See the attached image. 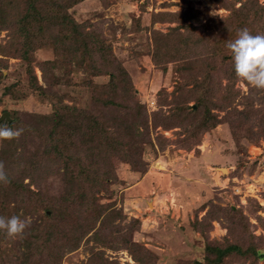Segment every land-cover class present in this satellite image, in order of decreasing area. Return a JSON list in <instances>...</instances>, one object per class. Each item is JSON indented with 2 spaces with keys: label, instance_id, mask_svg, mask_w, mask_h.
Wrapping results in <instances>:
<instances>
[{
  "label": "rangeland",
  "instance_id": "obj_1",
  "mask_svg": "<svg viewBox=\"0 0 264 264\" xmlns=\"http://www.w3.org/2000/svg\"><path fill=\"white\" fill-rule=\"evenodd\" d=\"M69 1L50 2L57 7ZM250 1L79 0L67 12L84 28V40L97 42L93 62L85 53L83 59L79 44L45 45L22 58L17 26L6 14L13 12V2L0 0V124L24 128L17 138L0 139V165L9 178L0 183V216L30 220L10 241L44 242L43 225L54 202L89 200L97 219L78 241L30 246L31 264H136L135 258L145 257L142 247L150 253L147 263L190 264L202 260L210 243L246 250L223 264H264V89L235 75L223 22L231 8L245 2L256 9ZM256 3L264 7V0ZM249 24L241 28L250 29ZM259 27L255 24L252 32L261 33ZM189 35L193 46L185 41ZM206 57L223 63L210 78L212 94L194 114L172 120L186 95L176 90L180 76H202ZM97 70L113 72L112 84L109 75L95 76ZM110 85L105 98L112 105H94L100 95L96 86ZM184 100L195 108L188 95ZM63 105L88 114L94 109L112 137L124 135L129 126L134 133L145 127L151 143L134 155L129 151L127 158L111 155L110 168L103 166L101 145L85 142L79 133L72 136L67 118L55 120ZM204 116L208 126L195 132L193 125ZM82 124L84 130L87 120ZM58 149L76 153L80 161L67 162ZM104 172L114 177L102 186ZM96 200L120 213L98 217ZM71 211L68 222L89 224L78 208ZM35 228L38 240L32 237ZM71 229L66 236L79 238V232L69 234Z\"/></svg>",
  "mask_w": 264,
  "mask_h": 264
},
{
  "label": "trees",
  "instance_id": "obj_2",
  "mask_svg": "<svg viewBox=\"0 0 264 264\" xmlns=\"http://www.w3.org/2000/svg\"><path fill=\"white\" fill-rule=\"evenodd\" d=\"M51 0H12L13 12L6 11V14L9 16V21H13L17 26L16 28V35L18 38H20V42H17V45H19V50L21 51V57L24 59H28L29 56L34 53L37 49H40L42 46L45 45H58L60 47H70L72 44H79L77 45L78 50H80V46H82V53L80 52V55H83V59L85 58L84 53L91 59L93 56V46L95 43L94 41L86 42L83 38V33L81 24L75 22L72 16H70L67 12L70 5H74L79 0H71L66 4L65 6H52ZM247 1V0H246ZM251 2V1H250ZM246 3V2H245ZM243 4V6L239 9H235L234 7L231 8L232 11L229 15L224 17L223 22H225V30L229 35L228 41H231L235 38L237 30L241 29V25L245 24V22H249L252 24H249L251 28L249 31L252 32V28L255 24H260L261 27H259L258 30L262 31L261 33H264V7L262 5H258L256 3V0H253L251 2L254 4L257 8L252 10L248 3ZM236 22V23H234ZM176 29H174L175 31ZM194 28L191 27V33L193 32ZM173 31V30H172ZM16 35H12V40L14 41V45L16 46ZM191 38H186L185 41L189 42L190 45H194L195 41L193 40V35H189ZM67 42L68 44H66ZM58 43V44H56ZM185 43V42H184ZM99 52V50H97ZM209 52V51H208ZM215 52L212 51V53ZM193 59L199 61L198 54H193ZM207 56V55H205ZM227 59L230 61L231 56L228 55ZM94 62V59H91ZM84 61V60H83ZM204 64L206 66L207 71L205 73L200 72L199 74H202V76L198 75L196 77L189 76L191 79L194 77V81L190 78H185L184 76H180V82L178 88L176 87V90L180 93H185L181 98V102L176 104V112H173L174 118L172 120H178L179 117L185 115V114H194L196 107L203 105L205 102H207L208 97L212 94L213 89L210 78L213 74V71H216L219 69L223 63H214L215 59L206 57L204 60ZM217 61V60H216ZM52 60H46L44 61V64L49 65L51 64ZM193 64H196L195 61H192ZM196 68V67H195ZM194 68V69H195ZM96 69V68H95ZM192 70V69H191ZM193 73V72H192ZM109 75L111 77L110 84H112L115 75L113 72H107V70H97V73L94 75ZM34 82L36 83V78L33 77ZM190 86L191 88H187ZM35 89L39 91L40 93H45L43 91V88L39 86L38 84H35ZM96 88L99 90L100 95L99 98L102 97L100 100L99 98L95 99L94 105L98 104L102 107L108 108L112 105V102L109 100H106V93L109 92V90L112 89L111 85L108 87L99 86ZM188 95V98L194 101L193 105H196L195 108L192 106H188L187 103L189 101H185L184 99ZM98 102V103H97ZM90 114L86 113V110L83 109H75L68 107L66 105H63L62 108L60 107L59 110H56L54 112L55 120H57L60 123H63L65 118H67V121L69 122L68 127H71V133L73 135H77L78 133L83 137L87 138L84 141L87 143H96L97 145L102 146V158H101V164L104 166L107 165V167L110 165L108 159H110L111 155H115L116 157H128L129 151H133L132 155L135 154L136 151H139L143 149V144H149L151 143V140L148 136V129L144 127L142 131H139L138 128L135 130L134 133V127L129 126L126 127L127 131L124 135L122 133H116L117 137H112L109 135V132H107L106 128H101L102 126V115L97 114L94 109L92 111H89ZM101 112V111H100ZM189 112V113H188ZM76 115V116H75ZM88 116L87 118H85ZM207 117H203L198 124L193 125L194 131H198L203 125L206 123L205 119ZM86 119L87 120V126L83 130V124L82 121ZM205 126H208V124H205ZM82 132V133H80ZM91 151H97L95 146H92L90 148ZM142 151V150H141ZM62 153V154H61ZM96 154H98L96 152ZM95 154V155H96ZM57 155L61 156L63 155L66 158L67 162H70L73 159L79 160L78 155L75 153V156L72 154H66L61 149L57 150ZM99 155V154H98ZM91 157V155H89ZM92 156L94 154L92 153ZM140 156V154H139ZM125 161V160H124ZM110 168V166H109ZM112 171V170H111ZM81 172V171H80ZM104 176L101 178L100 185H109V182H112V179L114 177V174L111 175L107 172H104ZM114 173V172H113ZM83 174V173H82ZM81 175V173H79ZM93 182V180H92ZM97 202V200H96ZM92 203L90 204L89 200L86 202H69L66 200H62V202H54L52 206H50L48 209L51 211V216H48L46 214V222H44V234L47 236L44 242L40 244H36L37 241L34 242H24V246L21 245L20 242H18V239H16V242L13 243L10 241L13 238L16 237H9L5 234L4 231L0 230V236H2L4 239H0V264H31V252H30V246L35 245L36 248L45 247L47 245H51L54 242L60 241L62 238L67 239V243H72V241H78L80 237H82L84 234H88L92 229L93 225L95 223L96 216H94V211L91 207ZM94 205V202H93ZM96 205V204H95ZM97 206H99L98 217H107L112 218L113 214L118 215L120 212L116 210L115 207L110 206L108 204H99L97 202ZM78 208L79 212L78 214H85L87 220L89 221V224L83 223H75L74 221L68 222L65 218L72 214L71 208ZM70 211V212H68ZM56 213V215H55ZM58 213V216H57ZM26 214L24 213V216ZM10 215H7L9 217ZM89 216V218H88ZM22 218V216H20ZM85 220V219H84ZM134 220V219H133ZM136 221V220H134ZM56 222V224H55ZM139 224V223H138ZM137 224V225H138ZM89 225V226H87ZM134 227H136L134 225ZM72 228L69 232V234H75V232H79L80 236L79 238L75 237V239L66 236V232L68 229ZM138 228V226H137ZM134 228V229H137ZM38 229L35 228L32 236L35 240H38L41 237V233L37 231ZM19 238V237H18ZM69 240V241H68ZM66 242V240H65ZM66 243V244H67ZM128 243V242H125ZM18 244V245H17ZM65 244V245H66ZM67 244V245H68ZM17 245V247H16ZM62 246V247H65ZM132 246H137L136 243L131 242ZM76 246V242L71 244L70 246H66L68 250L73 249V247ZM144 250L145 257L143 259H137L135 258L136 264H154V262L149 261L147 263L145 260H148V257L146 258L148 251L144 247H142ZM246 250H243L238 245H228L223 246L220 244H212L205 245L204 246V256L202 260L200 261H192L190 264H223L226 258H229L231 256L236 255H245ZM28 253V254H27ZM255 253V251H253ZM33 261V260H32ZM91 264H94V260ZM110 264V263H109Z\"/></svg>",
  "mask_w": 264,
  "mask_h": 264
},
{
  "label": "clouds",
  "instance_id": "obj_3",
  "mask_svg": "<svg viewBox=\"0 0 264 264\" xmlns=\"http://www.w3.org/2000/svg\"><path fill=\"white\" fill-rule=\"evenodd\" d=\"M229 50L232 68L235 75L246 81L252 87L264 89V33L253 34L248 28L237 30L236 36L226 43ZM24 128H11L0 124V139H14L21 135ZM9 178L0 165V183L7 184ZM30 223L28 218L18 215L0 216V230L9 237H16L23 233Z\"/></svg>",
  "mask_w": 264,
  "mask_h": 264
},
{
  "label": "water",
  "instance_id": "obj_4",
  "mask_svg": "<svg viewBox=\"0 0 264 264\" xmlns=\"http://www.w3.org/2000/svg\"><path fill=\"white\" fill-rule=\"evenodd\" d=\"M5 115L7 116V114L5 113Z\"/></svg>",
  "mask_w": 264,
  "mask_h": 264
}]
</instances>
